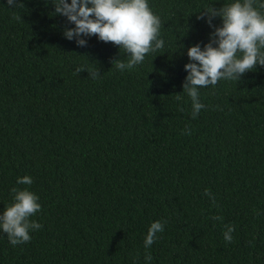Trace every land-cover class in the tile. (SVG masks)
<instances>
[{"label":"trees","instance_id":"obj_1","mask_svg":"<svg viewBox=\"0 0 264 264\" xmlns=\"http://www.w3.org/2000/svg\"><path fill=\"white\" fill-rule=\"evenodd\" d=\"M232 2L148 0L164 48L120 72L128 54L68 40L54 0H0V214L27 189L42 225L17 246L0 230V264H264V66L199 88L195 119L183 91L188 48L222 26L200 13Z\"/></svg>","mask_w":264,"mask_h":264},{"label":"clouds","instance_id":"obj_2","mask_svg":"<svg viewBox=\"0 0 264 264\" xmlns=\"http://www.w3.org/2000/svg\"><path fill=\"white\" fill-rule=\"evenodd\" d=\"M11 8L20 6L17 0H7ZM55 13L65 16L74 24V28L66 29L64 36L68 40L76 39L78 46L85 47L87 42L81 36H96L100 41L112 43L127 53V62L120 59L113 61L115 68L124 72L132 70L143 63L149 53L164 48V40L160 38L161 19L154 14L148 0H54ZM213 27L215 17L222 18V26L215 27L210 34V42L203 49L200 45L189 47L187 56L189 63L184 65L188 75L183 84V91L192 102V118L195 119L205 105L200 102L199 88L217 85L220 80L237 81L248 71L259 64L264 66V0H234L224 4L220 9L207 6L198 17ZM13 19L20 20L19 15ZM213 45H216L215 47ZM84 71L77 68L76 74ZM92 79H97L99 70L88 71ZM177 100L182 97L177 94ZM183 111V109H180ZM190 134V131L189 133ZM18 184L31 185L30 176L18 178ZM14 202L0 214V230L5 233L13 246L25 244L31 240L30 231L39 230L42 225L30 220L41 210L39 197L24 189H12ZM205 195L215 198L206 190ZM222 220L223 217H212ZM224 240L231 243V225H226ZM164 231V223H151L144 240L145 249L150 248L157 240V234ZM153 259L151 253L145 255L146 261Z\"/></svg>","mask_w":264,"mask_h":264}]
</instances>
